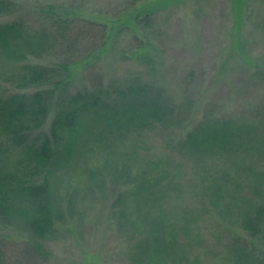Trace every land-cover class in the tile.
Returning a JSON list of instances; mask_svg holds the SVG:
<instances>
[{
  "label": "trees",
  "instance_id": "trees-1",
  "mask_svg": "<svg viewBox=\"0 0 264 264\" xmlns=\"http://www.w3.org/2000/svg\"><path fill=\"white\" fill-rule=\"evenodd\" d=\"M14 11L11 0H0V18ZM45 18L38 26L20 17L0 22V219H19L25 229L28 251L23 263L47 260L48 244L60 236V224L71 207L64 208L61 198H56L59 188L71 187L73 182L74 197L78 192L91 197L103 194L105 169L113 173L107 178L129 184L111 203L119 210L113 212L121 221L118 227L131 237L129 246L120 252L125 263H195L187 243L201 238L199 233L194 237L200 228L195 231L192 224L214 219L221 186L227 185L228 178L210 180L200 194L201 209L195 212V202L185 195L180 168L186 162L197 167L208 156L226 158L233 163L228 169L235 175L241 166L256 167L249 163L264 154V125L223 119L196 122L173 145L178 157L167 156L164 164L159 156H151L145 144L148 135L156 137L161 131L173 136L187 110L174 113L168 109L153 85L139 77L111 91L96 83L70 93L69 67L75 63L74 56L51 66L32 64L31 59L59 45L72 51L77 47L74 27L79 22L101 33L90 46L95 51L102 46L105 27L77 17ZM1 84L18 92L2 94ZM50 114L44 133L40 129ZM90 154L99 157L102 165L90 163ZM259 179L252 198L237 197L241 203L234 211L237 201L232 198L227 201L231 209L219 212L220 220L227 221L231 215L237 224L235 230L226 232L231 237L227 244L230 264H264V251L253 244L264 233V174ZM216 223L224 230L223 224ZM0 264H8L2 242Z\"/></svg>",
  "mask_w": 264,
  "mask_h": 264
},
{
  "label": "rangeland",
  "instance_id": "rangeland-1",
  "mask_svg": "<svg viewBox=\"0 0 264 264\" xmlns=\"http://www.w3.org/2000/svg\"><path fill=\"white\" fill-rule=\"evenodd\" d=\"M11 1L15 11L0 18V22L20 17L26 24L38 26L45 17L60 15L105 27L102 46L95 51L90 46L101 33L79 22L74 27L77 47L72 51L67 52L59 45L41 58L31 59L32 64L51 66L66 56H74L75 63L69 67L70 93L96 83L111 91L139 77L140 81L153 85L151 88L159 93L161 100H166L168 109L174 113L178 109L187 110L173 136L163 135L161 131L156 137L148 135L145 144L151 156H159L164 164L167 156L178 157L173 145L196 122L223 119L264 125V0ZM1 88L6 95L18 92L2 84ZM51 117V114L47 116L42 132L47 133ZM202 159L206 160L205 164L201 161L196 167L193 162H186L180 168L185 195L191 203L195 202L192 204L195 212L201 209L200 194L210 180L221 176L228 179L227 185L221 186L220 202L217 198L219 207L214 205L217 208L212 213L214 219L192 224L195 231L200 228L194 237L199 233L201 241L196 237L187 243L193 250L190 260L193 264H230L227 244L231 237L226 232L235 230L237 224L231 215L227 221L220 220L219 212L231 209L232 203L227 201L232 198L237 201L233 211L241 203L237 197L252 198L259 177L264 174V154L250 160L249 164L256 167L241 166L239 175L229 171L233 163H228L226 158ZM100 160L89 155L93 165H102ZM178 163L179 160L174 162ZM104 171L103 194L95 193L91 197L87 192L83 196L78 192L74 197L73 182L71 187L59 188L56 198H61L64 208L71 209L60 224L59 238L47 246L48 259L33 260L35 264H127L120 252L129 246L131 237L118 227L121 221L113 212L119 210L111 207V203L121 188L129 184L107 178L113 173L110 169ZM71 202H75L73 206ZM215 222L223 224L224 230L214 225ZM0 242L8 264H25L28 241L19 219H0ZM253 244L264 251V233Z\"/></svg>",
  "mask_w": 264,
  "mask_h": 264
}]
</instances>
